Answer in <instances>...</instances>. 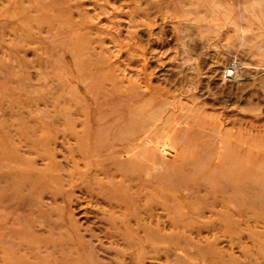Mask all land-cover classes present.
<instances>
[{"label": "rangeland", "instance_id": "rangeland-1", "mask_svg": "<svg viewBox=\"0 0 264 264\" xmlns=\"http://www.w3.org/2000/svg\"><path fill=\"white\" fill-rule=\"evenodd\" d=\"M0 264H264V0H0Z\"/></svg>", "mask_w": 264, "mask_h": 264}, {"label": "bare ground", "instance_id": "bare-ground-1", "mask_svg": "<svg viewBox=\"0 0 264 264\" xmlns=\"http://www.w3.org/2000/svg\"><path fill=\"white\" fill-rule=\"evenodd\" d=\"M125 120H127V119H125ZM143 124H144L143 121L135 120L134 118L127 120V122H125L124 125H120L119 127H116L115 131L113 130V131L109 132L108 135H106L107 137L105 139H107V140L103 143V145L108 141H110V142L111 141H117V142H120L124 145H127L128 142L131 141L133 138H135L136 134H138L139 131L143 128V126H144ZM103 135H105V134L97 133L96 136H94V142L96 144H101L99 141L103 138ZM145 144L146 143L142 144L141 146L133 148L131 150L132 154L139 156V157H142L146 154V156L150 158V156H152L153 146H151L149 144V146L147 145L145 147L144 146ZM105 145H107V144H105ZM144 162H145V160H144Z\"/></svg>", "mask_w": 264, "mask_h": 264}]
</instances>
